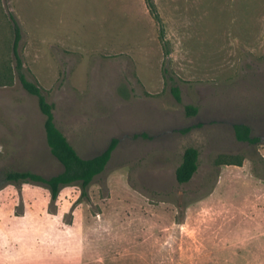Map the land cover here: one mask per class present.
Masks as SVG:
<instances>
[{"label": "rangeland", "instance_id": "rangeland-1", "mask_svg": "<svg viewBox=\"0 0 264 264\" xmlns=\"http://www.w3.org/2000/svg\"><path fill=\"white\" fill-rule=\"evenodd\" d=\"M153 1L166 46L146 0H0V264H264V142L232 127L264 135V0ZM10 12L22 70L78 154L119 139L87 195L2 182L62 170L13 70ZM187 146L199 164L178 183Z\"/></svg>", "mask_w": 264, "mask_h": 264}, {"label": "trees", "instance_id": "trees-1", "mask_svg": "<svg viewBox=\"0 0 264 264\" xmlns=\"http://www.w3.org/2000/svg\"><path fill=\"white\" fill-rule=\"evenodd\" d=\"M147 6L151 11L153 17L159 25V34L164 40L161 20L156 10L153 0H146ZM13 39L11 43V51L13 60L15 62L13 70L22 86V88L29 94L34 95L37 99V105L41 113L44 115L43 128L47 145L49 146L51 154L60 162L62 170L50 176H43L39 173L30 170H6L2 173V182L19 184L31 183L45 187L50 196V200H55L59 191L64 186L78 184L84 195H87L88 187L93 178L100 174L107 162L110 159L111 153L114 150L119 139L112 137L107 146L98 154L91 157H82L78 154L75 148L67 140L66 136L56 126L54 121V104L48 102L42 87L34 81L29 80L22 70V60L18 53V43L21 39V27L12 12L8 14ZM12 71L9 64L5 61L0 63V84H7L11 81ZM171 94L177 102L181 101L180 89L173 85L170 87ZM185 114L190 116L197 112V107L192 104L184 105ZM235 138L239 141H244L249 144H259L264 142V135H252L250 127L241 122L232 124ZM144 135V133H135L133 136ZM226 163L241 164V159L230 160ZM199 164V151L196 147L187 146L184 148L181 160L175 168V179L178 183L188 182L193 174L196 172Z\"/></svg>", "mask_w": 264, "mask_h": 264}]
</instances>
